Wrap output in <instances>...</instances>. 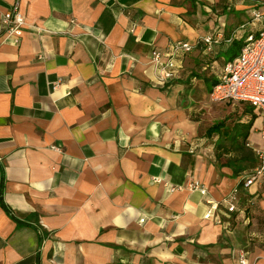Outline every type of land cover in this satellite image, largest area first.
I'll use <instances>...</instances> for the list:
<instances>
[{
    "label": "crops",
    "instance_id": "crops-1",
    "mask_svg": "<svg viewBox=\"0 0 264 264\" xmlns=\"http://www.w3.org/2000/svg\"><path fill=\"white\" fill-rule=\"evenodd\" d=\"M263 28L264 0H0V264H264V183L235 173L261 118L210 100ZM179 42L195 49L161 87L151 53Z\"/></svg>",
    "mask_w": 264,
    "mask_h": 264
},
{
    "label": "built area",
    "instance_id": "built-area-1",
    "mask_svg": "<svg viewBox=\"0 0 264 264\" xmlns=\"http://www.w3.org/2000/svg\"><path fill=\"white\" fill-rule=\"evenodd\" d=\"M254 21L262 17L259 13L253 14ZM2 32L4 41L18 46L21 43L23 33L27 27L26 18L19 10L18 4L8 10L3 17ZM242 26L241 29H244ZM219 39L206 36L200 40L207 52H212L213 47L219 44ZM195 46L187 42H179L172 45L168 52L153 50L151 61L158 70L156 83L165 87L170 81L179 75L184 67L187 54L191 53ZM60 82L54 83V89L59 87ZM212 102H243L249 104L260 115V135L264 142V28L257 36H249L243 45L236 60L225 64L218 83L214 85L210 93ZM258 161V167L246 179L244 186L250 187L255 184L264 183V147L254 152ZM191 191H201L207 194V189L195 180L189 185ZM238 190L235 189L221 203L225 204L228 211L233 213L237 210ZM210 209L205 219L214 217L213 212L217 210L215 202H209ZM220 223V222H219ZM241 264H248L244 253L239 255Z\"/></svg>",
    "mask_w": 264,
    "mask_h": 264
},
{
    "label": "trees",
    "instance_id": "trees-1",
    "mask_svg": "<svg viewBox=\"0 0 264 264\" xmlns=\"http://www.w3.org/2000/svg\"><path fill=\"white\" fill-rule=\"evenodd\" d=\"M251 115V123L253 125L254 121L258 118L259 113H257L254 108L250 107L249 111H248ZM214 132H216V129L213 130ZM245 147V146H244ZM240 146V145H233L232 148L235 149V151H239V150H245V148ZM241 161H251L254 165L251 167H246V168H241L239 170H237L235 173L236 175H240L243 171H247V170H253L256 169L258 167V161L256 158V155L254 153L248 154V153H242L241 154Z\"/></svg>",
    "mask_w": 264,
    "mask_h": 264
},
{
    "label": "rangeland",
    "instance_id": "rangeland-1",
    "mask_svg": "<svg viewBox=\"0 0 264 264\" xmlns=\"http://www.w3.org/2000/svg\"><path fill=\"white\" fill-rule=\"evenodd\" d=\"M238 47H239V43H236V45L234 46V48H235L236 51H238ZM233 54H234V49L231 50L229 53H225L224 56H225L226 59H228V60L231 59V60H232L231 56H232ZM236 59H237V56L234 57V60H236Z\"/></svg>",
    "mask_w": 264,
    "mask_h": 264
}]
</instances>
